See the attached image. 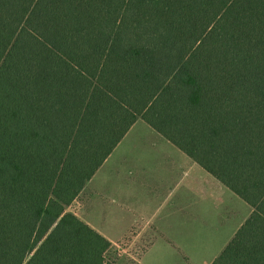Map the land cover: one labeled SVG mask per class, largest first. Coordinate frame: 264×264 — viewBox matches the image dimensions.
Segmentation results:
<instances>
[{
    "label": "trees",
    "instance_id": "trees-1",
    "mask_svg": "<svg viewBox=\"0 0 264 264\" xmlns=\"http://www.w3.org/2000/svg\"><path fill=\"white\" fill-rule=\"evenodd\" d=\"M142 120L253 211L264 264V0H0V264H113L70 206Z\"/></svg>",
    "mask_w": 264,
    "mask_h": 264
},
{
    "label": "crops",
    "instance_id": "crops-1",
    "mask_svg": "<svg viewBox=\"0 0 264 264\" xmlns=\"http://www.w3.org/2000/svg\"><path fill=\"white\" fill-rule=\"evenodd\" d=\"M140 121L131 128L68 210L111 243L106 258L113 264H164V257H177L176 252H183L179 243L190 230L192 220L197 217L206 220L208 211L218 208L215 200L222 204L226 203L227 197L233 200L228 193L230 189L159 133V137L149 140V146L156 149L157 156L134 157L130 154L133 146L147 142L130 137ZM142 129L140 125L137 130ZM108 166H113L112 175H116L112 180L104 171ZM125 173L129 178L128 186ZM110 182L112 186L109 188ZM109 198L117 202L112 210L106 206ZM201 206L207 210L204 216L200 214ZM95 210L97 216L93 220ZM252 211L251 207L250 215ZM246 220L236 228L233 237ZM203 235L205 240L202 242H208L210 237ZM233 237L224 244L218 240L214 244L213 241L216 252L203 264H212ZM147 240L153 242L147 246ZM122 241H128L121 256L125 260H118L120 252L116 246ZM185 263L199 262L187 258Z\"/></svg>",
    "mask_w": 264,
    "mask_h": 264
},
{
    "label": "rangeland",
    "instance_id": "rangeland-1",
    "mask_svg": "<svg viewBox=\"0 0 264 264\" xmlns=\"http://www.w3.org/2000/svg\"><path fill=\"white\" fill-rule=\"evenodd\" d=\"M140 125L143 126L142 130L140 129ZM135 132L132 133L130 136L133 139H140L145 140L147 142H144L142 145H136L133 146V151L130 154H133V156H142V155H148L150 157H155L158 155V152L155 151L156 149L149 146V140H152V138H155L156 136L159 137V134L155 132L152 128H150L145 122L140 121V124ZM120 152H118L119 154ZM113 161V160H112ZM105 168L104 171H106V176L109 180H112V178L116 177V175H112L113 166L112 168ZM110 169V170H109ZM118 180H121L123 178L117 177ZM126 186H128L127 180H129L127 173H125V179ZM96 181L92 184L93 186L96 185ZM112 182V181H111ZM110 182L109 188L112 186V183ZM229 195L232 197V201L229 200V198H225L226 203L222 204L220 202H217L215 200L214 204L217 205V209H211L208 211L207 219L202 220L201 218L197 217L194 220H192L190 223L192 225H189L188 228L190 230H187L185 235L182 236V240L180 241V246L182 247L183 252H176L177 257L174 256H166L163 258L164 264H186L187 258L192 261H198V264H203L204 261H210L212 256H214V244L216 243V240L220 241L221 243L228 242L232 237L236 230V228L241 224V222H244L250 215L251 207L240 197H238L236 194L228 190ZM219 199V196H218ZM212 201V200H211ZM203 203V202H202ZM212 203V202H211ZM207 204L206 202L204 205ZM203 205V204H202ZM107 207L112 208L117 206V202L113 201V198H109L107 200ZM70 211V210H69ZM207 212L205 208L201 206L200 214L204 216V214ZM97 211L94 212L93 220H96ZM112 214L110 215V219H112ZM188 223V224H190ZM187 224V225H188ZM207 234L208 237H210V240L208 242H202V240H205V235ZM214 241V244H213ZM147 246H149L153 241L147 240L146 241ZM213 245V246H211ZM203 254V256H200V254ZM216 254V253H215ZM122 254H119L117 256L118 260H123L124 258H121ZM125 260V259H124Z\"/></svg>",
    "mask_w": 264,
    "mask_h": 264
},
{
    "label": "built area",
    "instance_id": "built-area-1",
    "mask_svg": "<svg viewBox=\"0 0 264 264\" xmlns=\"http://www.w3.org/2000/svg\"><path fill=\"white\" fill-rule=\"evenodd\" d=\"M128 241H122L121 243H119L116 247L118 249V251L120 252V254H122L125 246H127Z\"/></svg>",
    "mask_w": 264,
    "mask_h": 264
}]
</instances>
